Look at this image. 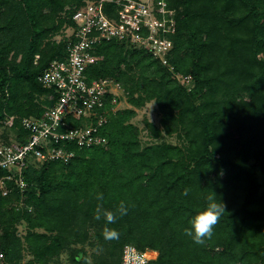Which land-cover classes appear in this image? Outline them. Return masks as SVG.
<instances>
[{
	"label": "trees",
	"instance_id": "1",
	"mask_svg": "<svg viewBox=\"0 0 264 264\" xmlns=\"http://www.w3.org/2000/svg\"><path fill=\"white\" fill-rule=\"evenodd\" d=\"M85 2L0 0L1 140L24 136L20 119L53 104L55 91L38 75L65 60V32ZM169 8L175 30L166 63L116 39L93 49L87 80L114 78L129 104L98 127L105 141L73 145L67 163L31 162L21 170L25 188L14 178L6 195L0 188L7 264H121L127 243L157 252L147 264H264V0H169ZM149 102L160 124L145 120L152 141L144 144L132 119ZM8 115L16 116L11 128ZM7 175L19 176L0 168V179ZM210 190L226 213L197 244L184 229ZM98 204L116 215L107 226L119 239L104 238Z\"/></svg>",
	"mask_w": 264,
	"mask_h": 264
},
{
	"label": "built area",
	"instance_id": "2",
	"mask_svg": "<svg viewBox=\"0 0 264 264\" xmlns=\"http://www.w3.org/2000/svg\"><path fill=\"white\" fill-rule=\"evenodd\" d=\"M173 14L169 0H86L73 13L74 24L67 29L69 33L66 30L69 41L65 60H52L38 75L43 86L55 91L53 104L41 116L20 119L25 137L14 133L9 140L0 139V168L19 174L0 179L3 195L9 191L6 179L14 178L20 188H25L21 170L27 164L67 163L75 154L73 145L87 148L105 141L96 131L107 122L108 113L118 110L125 94L114 78L87 80L86 68L96 61L94 47L116 39L146 49L166 63V54L173 45L169 37L175 30ZM185 79L189 82L190 76ZM15 119L8 115L6 127L11 128ZM75 120L80 124H74ZM156 254L127 243L122 249L121 264H147ZM0 264H7L2 252Z\"/></svg>",
	"mask_w": 264,
	"mask_h": 264
},
{
	"label": "clouds",
	"instance_id": "3",
	"mask_svg": "<svg viewBox=\"0 0 264 264\" xmlns=\"http://www.w3.org/2000/svg\"><path fill=\"white\" fill-rule=\"evenodd\" d=\"M15 133V132H13ZM188 190L185 189L184 195H187ZM97 200H103V194L98 193L96 196ZM127 206L121 201L117 212L120 216L127 214ZM225 205L219 198L218 194L210 190L209 195L206 197V204L202 207H197L194 214L191 215L188 220L190 228H185L184 232L189 236L195 243L203 244L206 239H210L213 235L214 227L219 223L221 216L224 215ZM101 216L106 221V225L103 228V236L106 240L119 239V233L114 228H109L107 224H113L116 222V215L112 211L103 209L101 204L97 205L96 219H100Z\"/></svg>",
	"mask_w": 264,
	"mask_h": 264
},
{
	"label": "rangeland",
	"instance_id": "4",
	"mask_svg": "<svg viewBox=\"0 0 264 264\" xmlns=\"http://www.w3.org/2000/svg\"><path fill=\"white\" fill-rule=\"evenodd\" d=\"M67 31L69 33V30H67ZM60 37H61L60 35H57L56 39H60ZM180 79L184 83H187V80L185 79V77H180ZM119 107H121V108L122 107H129V104H128V102H127L125 97L122 99V101L120 103H118V108ZM145 120L152 121V122H154L157 125L160 124V122H159L160 113H159V111L157 109V105L155 104V102H149L143 108L137 109L136 115L132 119V122L140 130V137H141V139H142L144 144L152 141L151 137L148 135V130L145 127ZM12 134H14V133H12ZM12 134L10 135V138L12 137ZM25 136H26V132H25V135L23 137H25ZM164 139L169 141V142H173V143L179 142V138L177 136H175V135L164 136ZM18 228H19V233L20 234H23L25 232V226L19 225ZM58 259L60 261H65L66 258H65V255L63 254Z\"/></svg>",
	"mask_w": 264,
	"mask_h": 264
}]
</instances>
